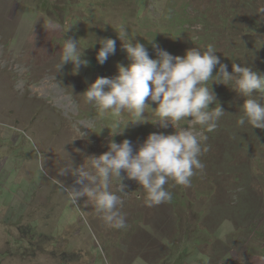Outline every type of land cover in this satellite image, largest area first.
<instances>
[{
    "label": "rangeland",
    "instance_id": "rangeland-1",
    "mask_svg": "<svg viewBox=\"0 0 264 264\" xmlns=\"http://www.w3.org/2000/svg\"><path fill=\"white\" fill-rule=\"evenodd\" d=\"M120 27L150 58L154 44L179 56L213 45L229 72L236 62L264 73V0H0V264H264V129L237 125L243 98L231 85L212 83L225 114L206 133L211 147L191 186L165 185L171 202L149 207L135 180L123 193L114 181L127 221L117 230L62 188L81 186L59 171L108 151L110 140L138 147L149 133L175 131L147 108L148 121L113 135L133 117L100 118L85 102L97 77L129 63ZM64 38L89 62L78 73L71 62L57 71ZM100 38L116 41L103 64Z\"/></svg>",
    "mask_w": 264,
    "mask_h": 264
},
{
    "label": "clouds",
    "instance_id": "clouds-1",
    "mask_svg": "<svg viewBox=\"0 0 264 264\" xmlns=\"http://www.w3.org/2000/svg\"><path fill=\"white\" fill-rule=\"evenodd\" d=\"M49 26L55 27L51 23ZM117 34L129 63L118 64V74L112 78L97 77L82 93L85 102L97 108L100 118L108 113L120 116L124 112L133 117L121 130L111 132L113 135L121 133L130 122L148 121L144 119L147 108L155 110L158 119L154 123L161 128L171 125L175 131L149 133L138 147L129 139L119 143L110 140L108 151L87 156L78 167L71 163L59 174H71L81 186L69 189L61 184L73 203L86 196L105 225L119 230L127 227L123 200L117 194V191L125 192V179L135 180L143 188L145 203L152 207L172 201V193L165 187L169 180L187 188L197 170H203L201 156L211 147L206 133L213 132L225 114L211 86L213 82L231 85L230 88L243 98L238 126L247 124L252 129H264V73L254 70L250 64L236 62L229 72L213 45L203 49L192 47L179 56L154 44L157 58H150L144 44L127 38L129 34L125 28L120 27ZM95 43L100 44L97 62L103 64L115 53L116 41L100 38ZM69 62L73 65V73L89 63L83 59V49L77 40L64 38L57 71ZM147 101L156 107H151ZM182 120H187L189 126H180ZM119 125L120 121H116L113 127L119 128ZM114 181L118 182L117 191H112Z\"/></svg>",
    "mask_w": 264,
    "mask_h": 264
},
{
    "label": "trees",
    "instance_id": "trees-1",
    "mask_svg": "<svg viewBox=\"0 0 264 264\" xmlns=\"http://www.w3.org/2000/svg\"><path fill=\"white\" fill-rule=\"evenodd\" d=\"M211 84V83H210Z\"/></svg>",
    "mask_w": 264,
    "mask_h": 264
}]
</instances>
